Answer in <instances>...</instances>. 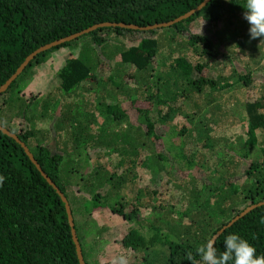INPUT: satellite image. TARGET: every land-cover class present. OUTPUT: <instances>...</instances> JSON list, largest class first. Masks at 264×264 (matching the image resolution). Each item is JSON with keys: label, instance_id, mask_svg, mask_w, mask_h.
Masks as SVG:
<instances>
[{"label": "trees", "instance_id": "1", "mask_svg": "<svg viewBox=\"0 0 264 264\" xmlns=\"http://www.w3.org/2000/svg\"><path fill=\"white\" fill-rule=\"evenodd\" d=\"M204 1L0 0V87L33 52L49 43L100 23L147 27L171 22ZM242 5H245V0H211L201 12L168 28L150 31L98 29L38 55L0 97V101H3L0 102V112L4 107L13 108L17 104L18 108L23 109V99L14 98L8 102L5 97L18 89L30 76V72L43 64L51 53L90 39L91 45L81 48L78 58L70 60L67 66L58 71L60 83L54 94L62 92L71 97L82 94L91 98L100 96V105L114 118L117 129L98 130L83 120L75 122L72 115L74 104L69 103L63 107L58 129L68 126L72 130L74 153L70 155V152L66 156L68 144L63 150L41 144L36 137L37 131H41L39 122L46 121L51 104L57 105L60 101L53 93L48 94V98L43 101L37 125L17 131L12 123L0 120L1 126L27 144L43 170L68 198L86 264H98L94 260V245L87 242V215L109 209L115 216L136 223L141 228L145 227L140 206L136 205L139 196L135 201H129L125 194V190L134 184L137 165L141 161L144 163L145 156H155L159 170L170 179L167 185L174 182L186 194L187 200H199L198 192L201 195L206 193L214 200V207L211 200L205 198L203 204L191 203L190 206H202L206 211L213 209L211 217L213 214L222 216L221 222L210 217L204 226L195 223L198 229L196 234L191 231L180 232L175 239L153 226L150 227L151 234L139 229L129 230L121 240L129 252L154 251L156 246L166 248L164 257L152 264H189L185 259L188 251L195 254L199 245L211 239L236 215L264 201V148L262 159H254V151L259 150L258 132L264 130V99L247 103L250 129L236 153L227 157L221 170L210 163L206 132H201L198 137L194 127L191 129L192 124L176 130L171 119L174 107L183 100L195 105L196 96L215 98L225 90L252 87L256 81L253 72L246 70L211 77L210 62L221 54V48L207 36L186 37L188 25L201 18L216 26L224 24L226 39L237 40L238 37L243 42L249 41H239V44L252 53L264 50V44H261L264 37L250 39ZM231 26L234 28L231 29ZM164 35L170 43V51L174 46L171 43L176 42V45L186 48V51L202 61L206 59V62L194 65L186 56L175 59L170 53L161 59L165 67L152 81L155 76L154 64L160 62L157 57L163 46ZM111 61L115 62L113 66ZM127 68L130 71H126ZM125 78L139 84L135 94H129L133 97L139 95L138 99L124 97L122 87ZM98 88L105 94L98 93ZM102 94L112 102H108V98ZM123 102L128 104V108ZM76 115H79L78 112ZM88 128L90 132H86ZM194 134L196 139L204 141L205 150H195L196 143L187 140V136L194 137ZM36 140L38 144L34 149L32 144ZM82 146L86 149L95 146L108 155H94L98 159L89 166L92 169L88 171V176L81 178L83 184L72 180L76 171L74 168H78L83 161L82 158H76L77 155L82 156ZM91 159L86 158L87 162H92ZM102 160L104 163L108 160L106 165L101 163ZM99 161L100 164L95 167L94 164ZM116 161L119 162L116 165L118 171L112 168ZM0 176L5 178L0 185V264H79L64 203L30 161L21 145L2 132ZM154 195L149 194L146 207ZM262 217L264 206L227 229L217 241L218 251L223 250L224 236L235 233L253 245L258 256L264 255Z\"/></svg>", "mask_w": 264, "mask_h": 264}, {"label": "rangeland", "instance_id": "2", "mask_svg": "<svg viewBox=\"0 0 264 264\" xmlns=\"http://www.w3.org/2000/svg\"><path fill=\"white\" fill-rule=\"evenodd\" d=\"M187 28L186 37L190 35L207 36L221 48V54L216 57L215 61L212 60L210 62L211 72L209 75L211 77H217L222 74L231 75L233 72H243L246 70L253 72V76L256 79L252 87L241 86L240 90H225L215 98L212 96L204 98V95L196 96L194 99L196 106L192 102L189 103L187 100H183L182 103H178L174 107V113L171 117L175 125L174 128L177 130L188 124H192L191 129L194 127L198 137L201 132L205 131L209 141L207 150H209L210 163L221 170L226 160L232 157V154H235L237 149H239V144L242 143L241 140L250 129L247 103L264 99V50L252 53L251 50H247L242 47V44H239L241 40H238V37L237 40L226 39L227 33L224 24L216 26L200 18L188 25ZM230 28L233 29L234 26ZM90 42V39L82 40L72 47L61 48L51 53L43 64L35 67L30 72V76L20 84L18 89L5 97L8 102H11L14 98L23 99V109L18 108L19 104L13 108L4 107L0 112V120L12 123L17 128V131L31 127V125H37L39 116L42 113L43 101L48 98V94H54L55 89L59 86L58 71L67 66L70 60L78 58L81 48L87 47L89 44L91 45ZM241 42L246 43L249 41ZM162 43V49L159 52V57H157L160 62L154 64L155 76L152 78V81H155L158 74L165 67L162 65L161 59L170 53L173 54L175 59L180 56H186L194 65L199 62H206V59L202 61L198 56L192 55L190 51H186V48L176 45V42L171 43L174 46L172 45L173 47L170 51L168 47L170 43H168L166 35L162 37ZM129 45L131 44L129 43ZM175 47L178 48L174 50ZM98 52L100 53L99 50ZM110 64L113 66L115 62L111 61ZM126 71L130 70L127 68ZM123 81L122 90L125 92L124 97L126 99H138L139 95L133 97L129 94L134 95L139 84L132 79L129 82L125 78ZM102 91L99 88L97 90L98 93L105 94ZM112 94L114 95V92ZM54 95L56 98L59 97L60 101L57 102V105L51 104L46 121L39 122L41 131H37L36 137L40 139L41 144L50 145L53 149L59 148L60 150L65 149V145L68 144L69 148H67L66 156L70 152V155L74 153L72 148L75 145V139L71 136L72 130H69L68 126L63 127L61 130L58 129V120L62 116L63 107L69 103L74 104L72 115L75 118L74 120H76L75 122L83 120L88 126L95 127L94 129L98 130L117 129L114 118L108 115L104 107L100 105V96L91 98L80 94L79 96L75 95L71 97L67 94H62V92L55 93ZM103 96L108 98L106 95ZM108 100V102H112L109 98ZM0 102L2 103L3 101ZM123 105L128 108L127 103L123 102ZM77 112L78 116L76 115ZM163 114L165 115L166 113L164 112ZM86 132H90V128ZM258 138L259 146L257 149L259 150L254 151V159L255 157L262 159L264 130L258 132ZM187 140L190 143H193V141L196 143L195 150H205L204 141L199 140V138L196 139L195 134L194 137L187 136ZM37 144L38 140L32 144L34 149L37 147ZM94 147L88 149L83 146L80 147L82 149V156L80 157L76 154V158L79 160L82 158L83 161L78 168H74V171H76L72 179L73 181H81L80 183L83 184L82 179L86 178L89 173L88 171L92 169L89 166L98 159L94 156L96 153L108 157L106 151ZM87 157H92L90 160L92 162H87ZM144 159L143 164L141 161L137 165V178L134 184L130 185L128 190H125L129 201H135V198L139 196L136 205L140 206L139 209L143 214L145 220L144 228L139 227L136 223L115 216L109 209L100 213H92L90 216L87 215L89 225L87 242L89 245H94V260L98 264H152L158 258L162 259L164 257L163 252L166 253L167 250L162 246H156L154 251L138 250L129 252L122 245L121 240L131 229H139L142 232L149 231L151 234L152 229L150 227L153 226L154 228H160L164 234L172 235L175 239L178 235L177 233L180 232L191 231V233L196 234L198 229L195 227V223L204 226V222L210 220L213 209L206 211L202 206L195 204L190 206L189 204H203L206 202L203 200L205 198L207 201L211 200L210 202L214 207L213 199H210L206 193L201 195L198 192L200 196L199 200L195 198L187 200L185 198L186 194L173 181L172 185H167L169 177L165 172L159 170L155 156H145ZM107 161L104 163V160H102L101 163L106 165ZM99 164L100 161L94 164V166L97 167ZM117 164H119L118 161L113 162L112 168L114 167L118 171ZM115 170H112V172ZM149 194L155 195L149 206L146 207ZM221 217L220 215L215 216L213 214L211 218L221 222Z\"/></svg>", "mask_w": 264, "mask_h": 264}, {"label": "water", "instance_id": "3", "mask_svg": "<svg viewBox=\"0 0 264 264\" xmlns=\"http://www.w3.org/2000/svg\"><path fill=\"white\" fill-rule=\"evenodd\" d=\"M210 1L211 0H205L197 8L193 9L192 11L188 12L187 14H185V15H183V16H181V17H179L176 20L171 21V22L159 23V24H155L153 26H147V27H140L137 25L125 24V23H113V22L100 23V24L94 25L93 27L85 29L79 33L71 35L69 37H65L63 39L49 43V44L39 48L35 52H33L24 61V63L21 64V66L18 68L16 73L13 74L10 77V79L3 86L0 87V97L10 89L12 84L19 78V76L25 71V69L30 65V63L41 53L47 52L53 48H56V47H59V46L65 44V43L72 42L76 39L83 37L84 35L90 34L94 31H96L98 29H102V28H122V29H127V30H136V31H150V30L172 27V26H174L180 22L186 21L187 19L191 18L195 14L201 12L210 3ZM0 132L11 137L19 145H21L24 152L29 157L30 161L35 165V167L40 172L42 177L48 182V184L56 191L57 195L61 198L62 202L65 205L69 225L71 228L72 239H73V242H74L75 247H76V253H77L79 264H86L84 254H83L82 245H81V242L78 238V234H77V230H76L72 208H71V205L69 203L68 198L63 193V191L56 185V183L49 177V175L43 170V168L41 167L39 162L36 160L34 154L31 152L30 148L27 146V144L25 142H23L15 133L11 132L10 130L6 129L5 127H3L1 125H0ZM262 206H264V201L247 207L240 214L236 215L232 220H230L229 223H227L219 231H217V233L214 236H219V238H220L227 229L231 228L234 224H236L238 221H240L246 215H248L252 211H254L257 208H260Z\"/></svg>", "mask_w": 264, "mask_h": 264}, {"label": "clouds", "instance_id": "4", "mask_svg": "<svg viewBox=\"0 0 264 264\" xmlns=\"http://www.w3.org/2000/svg\"><path fill=\"white\" fill-rule=\"evenodd\" d=\"M243 19L249 25L250 39L264 37V0H245ZM264 44V40H261ZM0 176V185L4 182ZM264 223V217L261 218ZM214 236L195 249V254L188 251L185 259L189 264H264V255H257L256 248L238 234H228L223 239V250L218 251ZM198 257V258H197Z\"/></svg>", "mask_w": 264, "mask_h": 264}]
</instances>
